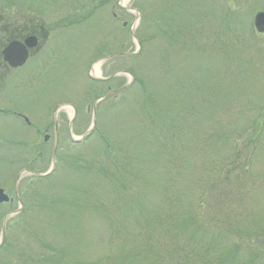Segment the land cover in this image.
<instances>
[{
    "label": "rangeland",
    "instance_id": "1",
    "mask_svg": "<svg viewBox=\"0 0 264 264\" xmlns=\"http://www.w3.org/2000/svg\"><path fill=\"white\" fill-rule=\"evenodd\" d=\"M120 7L0 0L4 26L50 32L29 64L0 71V187L13 198L0 204V264H264V0ZM114 53L100 75L137 82H103L118 92L81 108L74 136L97 129L71 146L50 110L106 92L85 71ZM58 115L67 129L70 108Z\"/></svg>",
    "mask_w": 264,
    "mask_h": 264
},
{
    "label": "flooded vegetation",
    "instance_id": "2",
    "mask_svg": "<svg viewBox=\"0 0 264 264\" xmlns=\"http://www.w3.org/2000/svg\"><path fill=\"white\" fill-rule=\"evenodd\" d=\"M2 19V17H0ZM9 30H12L10 33L11 39L5 42L6 36L4 35H9ZM46 33V28L43 26L37 27L36 24L32 25H25V24H13L11 27L9 26H4V22L0 20V71L3 72L4 70L8 72L15 71L9 65L5 62L4 57H3V52L7 48V46L14 41H18L21 43H25L28 38L33 37L37 39V47L29 50V58L27 60V64H29L39 53H41L44 49V47L47 45V33ZM44 41V42H43ZM43 42V43H42ZM34 41H31V44H34ZM107 62H105L106 64ZM23 68V67H22ZM0 72V73H1ZM104 75V73H103ZM3 76V75H1ZM108 77V76H107ZM112 89L109 87L107 89V93L103 94L104 96L107 95ZM104 92V91H103ZM102 95V96H103ZM2 109H0V112ZM55 126L53 127L54 130L56 131L55 133L58 134L57 132L64 130L65 126L64 124H60V122H54ZM50 131V130H49ZM59 135V134H58Z\"/></svg>",
    "mask_w": 264,
    "mask_h": 264
},
{
    "label": "water",
    "instance_id": "3",
    "mask_svg": "<svg viewBox=\"0 0 264 264\" xmlns=\"http://www.w3.org/2000/svg\"><path fill=\"white\" fill-rule=\"evenodd\" d=\"M257 23L258 25H260V27L264 26V14L260 15L257 18ZM30 45L29 46L32 47L33 44H30ZM25 50L26 49L23 45L18 44V43H13L11 46H9L8 50L5 52V58L12 67L21 66L24 64V62L27 59V53ZM7 200L8 199L6 197H3L2 193L0 192V202L7 201Z\"/></svg>",
    "mask_w": 264,
    "mask_h": 264
},
{
    "label": "bare ground",
    "instance_id": "4",
    "mask_svg": "<svg viewBox=\"0 0 264 264\" xmlns=\"http://www.w3.org/2000/svg\"><path fill=\"white\" fill-rule=\"evenodd\" d=\"M125 1H127V0H124V2H125ZM97 72H98V70H97Z\"/></svg>",
    "mask_w": 264,
    "mask_h": 264
}]
</instances>
